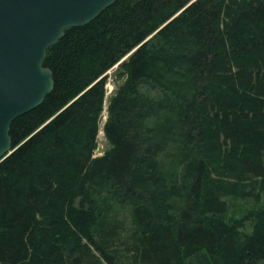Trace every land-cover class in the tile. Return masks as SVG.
<instances>
[{
	"label": "trees",
	"instance_id": "obj_1",
	"mask_svg": "<svg viewBox=\"0 0 264 264\" xmlns=\"http://www.w3.org/2000/svg\"><path fill=\"white\" fill-rule=\"evenodd\" d=\"M43 66L54 88L0 162V264L264 261V204L241 232L211 178L264 196V0H117Z\"/></svg>",
	"mask_w": 264,
	"mask_h": 264
},
{
	"label": "water",
	"instance_id": "obj_2",
	"mask_svg": "<svg viewBox=\"0 0 264 264\" xmlns=\"http://www.w3.org/2000/svg\"><path fill=\"white\" fill-rule=\"evenodd\" d=\"M116 1L0 0V162L14 150L11 123L37 108L54 88L53 73L43 66L48 48L66 29L90 23Z\"/></svg>",
	"mask_w": 264,
	"mask_h": 264
},
{
	"label": "rangeland",
	"instance_id": "obj_3",
	"mask_svg": "<svg viewBox=\"0 0 264 264\" xmlns=\"http://www.w3.org/2000/svg\"><path fill=\"white\" fill-rule=\"evenodd\" d=\"M114 70L108 72V80L106 82V97L104 103V110L102 113V119L99 126V131L101 130V134L98 133L97 136V149L94 152L95 156L101 155L104 151H106L110 145L105 138L103 132V126L107 117V106L110 98L112 97L113 93L115 92L116 88L124 81V77L116 78L113 75ZM101 135V136H100ZM98 149H101V152H98ZM218 173H212L211 178H213V184L218 185L220 190L222 189L227 194L228 199V211L226 214V218L229 220H238L240 223L244 224L243 229L241 232L250 233L251 223L250 220H245L248 213L257 210L264 204V196L260 195V199L257 200V192L258 188L254 184H246V183H237V182H229L221 177H217ZM249 195H248V193ZM256 196V197H255ZM126 216V212L123 211L120 215V218ZM126 220V219H125ZM130 218L126 220V226L128 229H131L130 225ZM258 264H264V261H260Z\"/></svg>",
	"mask_w": 264,
	"mask_h": 264
},
{
	"label": "bare ground",
	"instance_id": "obj_4",
	"mask_svg": "<svg viewBox=\"0 0 264 264\" xmlns=\"http://www.w3.org/2000/svg\"><path fill=\"white\" fill-rule=\"evenodd\" d=\"M99 134H101V130L99 131ZM101 136V135H100Z\"/></svg>",
	"mask_w": 264,
	"mask_h": 264
}]
</instances>
